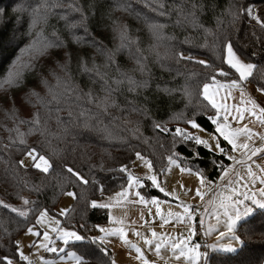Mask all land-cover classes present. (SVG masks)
Instances as JSON below:
<instances>
[{"label":"trees","instance_id":"obj_1","mask_svg":"<svg viewBox=\"0 0 264 264\" xmlns=\"http://www.w3.org/2000/svg\"><path fill=\"white\" fill-rule=\"evenodd\" d=\"M160 3L164 4L163 9ZM53 4L58 6L51 7ZM73 4L83 10L86 27H69L81 21V13L69 7ZM244 6L256 9L264 19V0H202L195 22L187 16L191 0H151V7L142 0H0V84L7 79L20 53L32 43V20L40 14L49 24L46 35L58 39L60 50L65 52L58 55L47 74L27 70L16 81L10 97L2 98L0 200L24 211L19 204L27 195L35 203L26 205L25 210L47 208L56 213L62 197L72 190L76 197L69 209L73 211L67 218L62 217V223L79 229L82 235L94 237L99 231L95 226L109 221V209L92 207L91 202L127 185L128 172L121 169L133 164L135 152L151 160L160 175L165 172L160 170L169 164L167 157L175 153L174 159L182 166L215 180L229 162L226 156L213 152L205 144H196L195 140L185 141L157 130L153 125L158 122L174 133L177 127L190 125L187 121L195 118L208 130L216 128L208 119L214 111L205 107L207 102L199 95L205 69L194 60L181 59L180 53L195 60H207L227 71L228 67L218 58L227 38L241 56L264 68V29L243 13L233 16L236 9ZM161 11L166 14L160 15ZM178 19L183 23L177 24ZM153 24L164 27L157 33ZM197 24H202L203 29ZM120 26L128 38V46L123 49L117 31ZM109 52L116 53L112 63ZM138 57H143L146 71L140 70ZM85 68L107 74L109 83L118 89L112 96L119 107H109L107 111L98 107L105 91L96 72ZM65 77L82 91H65ZM217 79L224 78L217 76ZM117 80L122 83L115 84ZM129 80L139 85L135 91H129L132 87ZM248 81L264 87V81H259L255 72ZM50 87L58 101L49 102ZM87 92H92L94 101L77 98ZM34 93H39V99ZM133 107L146 114L132 111ZM37 112L42 125L52 133L48 136L50 145L44 135L31 131V123H20L31 121ZM85 123L89 127L85 128ZM22 139L26 144L21 143ZM222 143L227 150L225 142ZM31 147L48 157L54 170L43 173L32 166H21L20 157ZM65 165L73 167L89 182H78ZM142 190L146 195L160 194L148 181ZM34 222V212L25 218L10 207H0V256L18 259L13 241ZM236 234L242 243L240 248L235 252L212 251L206 264H264V208L242 219ZM68 247L84 256L87 264L114 262L112 250L101 241H73Z\"/></svg>","mask_w":264,"mask_h":264},{"label":"snow or ice","instance_id":"obj_2","mask_svg":"<svg viewBox=\"0 0 264 264\" xmlns=\"http://www.w3.org/2000/svg\"><path fill=\"white\" fill-rule=\"evenodd\" d=\"M147 6L151 7V0H142ZM202 0H191V7L190 11L188 12L187 16H190L192 20L196 21V14L200 10ZM58 5H51V7H57ZM47 7V5H46ZM70 9L75 12L81 13V21L79 24H71L69 27L75 28V27H86L85 21L86 17L83 14V10L73 4L69 5ZM159 7L161 9L164 8V4L160 3ZM153 11H156L155 8L152 9ZM35 12V10H34ZM181 16H184V11L181 9ZM243 13L245 16L250 18L251 20H254L256 24L261 28L264 29V19L261 18L260 14L257 12L256 9L248 6H244L243 9H236L233 12L234 18L238 15ZM160 15H165L166 13L161 11L159 13ZM62 19H67L66 16H62ZM187 18V17H185ZM35 23V20L33 21ZM183 21L177 20V24H182ZM196 26L203 29L202 24H197ZM164 25L160 24H153L152 28L155 32L159 33L163 29ZM117 31L120 34L121 37V45L120 48H126L128 46V38L126 34V30L120 26L117 28ZM55 36V34H53ZM77 42H81V38H77ZM98 43V42H97ZM49 47H55L59 48L61 47V42L58 39H54V41L49 42L47 44ZM103 47V45H101ZM116 53L109 52L108 59L109 63L114 62ZM179 57L181 59H187V60H194L195 63L203 66L205 69L204 80L202 87L199 89V95L203 97L204 101L207 103L205 104L206 108H211L214 111V115L208 116V119L212 121L213 124L216 125L215 131L219 134L220 137H223L225 141L231 145V148L233 151H239L240 157L237 158L233 155H228V159L230 161H235L237 165L242 166L244 169H246L245 175H241L239 172L235 171V169L232 170L233 179H227L229 177V170L224 169V175L221 177L222 180L226 181V184H233L235 183H241L247 179V177H251L252 179L248 181V183L255 184L256 181H259L261 185H264V166H261L260 164L256 163V160L254 158L258 157L261 153H264V146H254L255 138H258L261 142H264V133L256 132L253 130V128L249 127V123H258L261 126H264V106H261L257 100L247 91V84L246 82L249 80V78H252L254 76V72L258 75L259 81H264V68L258 67L257 64L252 62H245V60L240 58V55L237 53V51L233 47V42L231 40H228L225 38L222 42V45L220 47V54L218 58L221 60L223 65H226L228 67V70L226 71L224 67H216L213 63H210L207 60L204 59H198L195 60L192 56H184L183 53L179 54ZM143 57H138L137 64L140 65L141 71H146L145 66L142 64ZM62 67H64L62 65ZM85 71L96 72V76L100 79L102 82L104 91H105V97L102 100H99L97 102L98 107H101L104 109V111H107L109 107H119L115 103V100L112 96L114 91H117L118 89H114L112 87V84L109 83L108 79L106 78V73L102 74L98 70L95 69H88L85 68ZM233 75H235V78H232ZM217 76L224 78V82L217 79ZM42 82H46L42 79ZM6 83H10V81H7ZM115 84L119 85L122 83V81L117 80L114 82ZM129 83L132 85V87L129 88V91H135L137 85L134 81L129 80ZM59 86V85H58ZM64 86L65 91H82L81 89L76 88L74 85L71 84L70 80L65 77L64 80ZM224 89L223 95L220 96V101L218 102L216 99L217 94L220 92V89ZM210 89L212 91L210 92ZM238 90L239 96L235 97L233 96V91ZM257 92L264 95V87H258ZM50 93V100L52 101H58V96L54 93H52L51 87L49 88ZM34 95L39 99V93H34ZM229 97H231L234 100H237V103L229 105L227 103ZM78 99L84 98L88 99L90 101H94L95 98L93 97L92 92L84 93L83 97H77ZM132 111H141V114H146V111H142L136 107H133L131 109ZM59 109H57V112ZM247 113V117L245 115ZM69 116H71V113H69ZM231 118V119H230ZM247 119V123H244V121ZM57 121L59 122V116L57 115ZM21 124L23 123H31L32 129L31 131L39 132L41 135L45 136L46 142L50 145L51 141L48 140V136L52 135L50 131L42 125L41 117L39 112H37L36 116L31 121H20ZM188 124H190L194 129L200 128V125L197 123V120L195 118L189 119L187 121ZM235 123L238 126L232 127V124ZM154 128L160 131H166L170 132L174 136L180 137L183 140H195L196 144H207V141L202 140L199 135H195L192 132H188L185 129L177 127L174 130V133L172 130L167 129L166 127L162 126L160 123H155ZM84 127L87 128L89 125L87 123L84 124ZM17 133L19 135H23L19 133V130L16 129ZM138 131V129H137ZM241 137H243V141L241 142ZM213 139L216 141V149L221 152L227 154V151L225 148L220 146L219 140L213 136ZM21 143H25L23 139L21 140ZM210 146V145H209ZM55 151V150H54ZM26 158H29L32 161V167L35 169H38L42 171L43 173H49L50 169H53V164L50 162V160L42 154L37 153V149L35 147L27 148L25 152ZM176 154L173 153L172 155H169L167 157L168 161L172 165L177 164V160L174 159V156ZM135 156L138 160L145 163V165L152 169V161L147 159L145 156H143L140 152H135ZM19 164L21 166H25V161L21 159L19 161ZM66 171L73 176L78 182L87 184L89 181L86 180L78 171H74L73 167H68L65 165ZM257 169L258 171H254L253 169ZM122 171L128 172V185L125 187L121 192H118L115 194L116 197V203L119 204L121 201H127L128 203H136V204H142L146 203L145 198L140 194V192H135L134 196L138 197V200H128L129 197V189H132L133 186H139L141 184V180L139 177L134 176L128 167L126 165L122 166ZM167 168L161 169L160 171H167ZM181 171H188L191 172L192 170L190 168H182ZM199 175V173H197ZM149 180H151L153 183L156 184L157 187H159V184L157 182V176L155 174L150 175L148 177ZM201 184L205 183V179L201 177ZM244 187H247V184H243ZM35 187V186H34ZM38 191L39 189L36 188ZM162 192L164 191L163 188L160 189ZM233 192H235V188H233ZM258 192L260 194V199L255 198V194L252 196H249L247 194H242V199H231L229 198L228 203H222L221 207L224 209L223 216H224V224L227 228V232L221 231L220 236L224 237L225 235H228L231 240H239V237L235 235L233 229L236 225V222L239 221L243 216H247L250 212H252V208L245 204L246 200H251L253 204L258 205L260 208H264V187L259 188ZM66 195L75 198L76 193L75 192H67ZM195 195L200 197L201 199L204 198L203 194L201 193L200 188H197L195 190ZM113 197H109V201H112ZM35 202L29 201L27 199L24 200L25 205L34 204ZM152 203H157L155 200L152 201ZM209 203H212V201H209ZM92 207H100V208H109L112 205L109 203H97L96 201L91 202ZM181 206L183 207V215L176 213V214H170L174 215L175 220L179 222H183L184 218L186 217L189 222L192 221V219L198 214L199 206H193L191 204H185L183 201L180 202ZM240 206H243V212H241ZM0 207H3L5 209L11 208L12 212H18V215L27 218L29 215V212H34L35 214V222L27 227L26 234L31 235L35 237L32 241L31 246L33 248L44 249L46 252L56 253V252H64V248L60 247L58 248L56 246V241L60 240L63 241L64 244H68L69 240L74 239L75 241H85V240H92V241H103L105 239V236L108 235H116L123 239V242L131 249H135L136 253L138 254L137 258H143L144 253L141 250L140 247L137 246L136 243H133L130 239L127 238V233L124 230V227H116V228H109V227H101L99 225H96L95 227L99 229V232L104 233L105 236H94V237H88L86 235L80 234L76 230H70L62 225L61 220L56 219L54 216H49V211L47 208L42 210H34L32 208H29L24 211H18L16 207L10 206L6 204L3 200H0ZM73 211V209L64 208L61 209L59 212V216L67 218L70 214V212ZM151 211V210H149ZM217 224L221 223V216L218 214L215 216ZM162 220V226L163 224H167L170 221L167 218L161 217ZM145 223H149V221H144ZM116 224L123 225L124 221L121 219H117L115 221ZM136 222L133 221V224ZM81 228H84V225L80 226ZM135 235L137 238L142 239L144 243L155 252L156 255H160L161 250L165 249L169 251L172 256L175 257L176 260H180L181 257L187 258L189 261L194 262L196 261L199 253L196 252V250L200 247L199 244H194L191 247H189V244L191 243L192 236L194 235L193 231L190 229L188 232V235L185 236L183 233L179 234L178 236L172 237L168 236L163 233H157L156 231H151V238H148L145 236V234L139 230H135ZM5 233L7 234V230L5 229ZM50 233H55V238ZM207 234V233H206ZM15 251L18 255L19 260L22 261H28L29 264H31V261H29V257L25 255V253L22 250L21 247V241L14 240L13 241ZM223 247V246H221ZM229 251H234L233 248H228ZM105 251H107L105 249ZM75 264H87V261L85 260L84 256L77 255L75 253L72 254ZM61 260H64L65 257L61 256ZM0 264H14V259L3 255L0 256ZM43 264H51V262L44 260ZM114 264V262H113Z\"/></svg>","mask_w":264,"mask_h":264},{"label":"rangeland","instance_id":"obj_3","mask_svg":"<svg viewBox=\"0 0 264 264\" xmlns=\"http://www.w3.org/2000/svg\"><path fill=\"white\" fill-rule=\"evenodd\" d=\"M34 20L35 23H33ZM45 21H47V18H45V16L42 14L33 18L31 27L33 36L32 43L28 45L27 50L22 52V54L20 53L18 59L11 67L7 79L0 84V103L2 102L3 97H10L11 90L17 86L16 81L21 78L27 70L35 71L37 75L47 74L48 71L50 72L53 69L58 59V55L63 56L65 54V52L60 50V48L47 46L49 42L54 41V38H50V36L48 37L46 35L49 32V24L45 23ZM54 31L55 30L52 32ZM7 81H10V83H6ZM257 94L264 104V95L260 94L259 92H257ZM191 127L192 126L190 125L179 126V128L185 129L188 132H192L195 135H199L202 140L207 141V144L205 145H207L209 149L217 154L220 153L216 149V141L213 139V136L216 138L219 137V134L215 130H208L202 125H200V128L198 129ZM252 128L256 132L264 133V126H261L258 123L253 122ZM250 143H254V146L257 147L264 146V142H261L258 138H255L254 142ZM220 146L223 147L222 144H220ZM230 155L239 158L240 152L232 151ZM21 159L25 161V166H32V161L29 158H26L25 153L20 157L19 160ZM254 159L256 160V163L264 166V153H261ZM182 168L189 167L181 166L177 160L176 165L169 163L167 167L168 170L163 175H160L154 170L153 167L152 169H149L144 162L138 160L137 158H135L133 164L128 168L134 176L139 177L141 180V184L139 186L134 185L132 189H129L128 198H138L134 196V193L140 192V194L145 198L146 203H142V205L140 204L139 207H132L131 210L126 209V211L116 209V206H114L113 203H110L112 205L109 207L110 220L107 223L102 224L101 227L116 228L123 226L125 232L127 233V238L133 243H136L137 246L141 248L144 253V257L138 259V254L136 253L135 249L129 248L123 242L122 238L116 235L105 236V234L102 233V236H105L103 242L113 252L115 264H193V262L189 261L185 257H181L180 260H176L175 257L165 249L161 250L159 256L156 255L155 252L151 250L142 239L136 237L134 229L140 231V229L143 228L141 232H143L148 238H151V231L153 230L157 233H163L168 236L175 237L181 233L187 236L189 230L191 229L194 235L192 236L189 247L194 244H199L200 246L196 250L199 255L194 264H206L207 257L212 251L219 250L235 252L240 248L242 245L240 238L239 240H231L228 235H225L224 237L220 236L221 231L227 232V228L224 224V209L221 207V204L228 203L229 198L242 199V194H247L249 196H252L253 194L256 195L258 189L262 188L264 185H261L259 181H256L255 184L248 183V181L252 179L251 177H247V179L243 182V184H247V187H244L241 183L235 182L233 184H226V181L221 179V177L224 175V169L229 170V177L227 179H233V169H235V171L239 172L241 175H245L246 173V169L240 165H237L235 161H230L228 165L224 166L221 174L215 180H210L200 172L191 168V172L181 171ZM253 170L258 171L255 168ZM197 173H199V175H197ZM153 174L157 176L156 183L159 184V187H157L155 183L148 179V177ZM201 177L205 179L204 184L200 183ZM145 181H148L153 188L160 192V194L152 195L151 193L147 192L146 193L148 195L144 194L142 187L145 184ZM127 185L125 187H127ZM125 187L111 193L109 196H107V198H115V194L121 192ZM161 188L164 189L163 192L160 190ZM197 188H200L201 193L204 196L203 199L195 195V190ZM233 188H235V192H233ZM71 192L74 191L71 190ZM25 199L29 200V196L26 195L24 200ZM74 199L75 198L65 194L59 202V205L56 209L57 212L52 213L49 211V216H54L56 219H59L62 222V217L58 215L60 210L64 208L69 209L74 202ZM24 200L19 204V206L21 209L25 210L26 205L24 204ZM153 200H155L157 203H152ZM181 201H183L185 204L199 206L198 214L192 219L191 222H189L185 217L183 222L178 223L175 220L174 215H170L176 213L183 215V207L180 204ZM209 201H212V203H209ZM245 204L250 206L253 210L257 206L256 204H253L251 200H246ZM240 208L241 212H243V206H240ZM253 210L250 212L251 214L253 213ZM250 213L248 214L249 216L251 215ZM218 214L221 216V223L219 224H217L215 219V216ZM161 217L167 218L170 222L163 224L162 226ZM117 219L123 220L124 224H116L115 221ZM133 221L136 223L133 224ZM144 221H149V223H145ZM237 223L238 221L236 222V225ZM236 225L233 231L237 236ZM63 226L70 230H76L82 234L81 231L75 227H68L65 225ZM26 231L27 229L19 235L17 240L21 241L22 250L25 255L29 257V261L34 260L37 264H43L44 260L51 262V264H75L72 254L75 253L77 255H81L77 250L68 247V244H64L63 241L60 240L56 241V246L58 248L63 247L64 252L58 251L56 253H51L44 251L42 248L39 250L37 248H33L31 244L36 238L31 235H27ZM50 234L53 236V238H55V233ZM73 241L75 240H69V242ZM228 248H233L235 250L229 251L227 250ZM61 256H64L65 259L61 260ZM26 262L28 261H22L19 260V258L14 260V264H25Z\"/></svg>","mask_w":264,"mask_h":264},{"label":"crops","instance_id":"obj_4","mask_svg":"<svg viewBox=\"0 0 264 264\" xmlns=\"http://www.w3.org/2000/svg\"><path fill=\"white\" fill-rule=\"evenodd\" d=\"M238 53V52H237ZM239 54V53H238ZM240 55V54H239ZM240 58L241 59H243V60H245V62H251V61H249V60H247L246 58H244L243 56H241L240 55ZM253 63V62H252ZM218 80H221L222 82H224V79H218ZM246 84H247V91L257 100V102L261 105V106H264V104H263V102L261 101V99L259 98V96H258V94H257V88L258 87H256L254 84H252V83H250L249 81H247L246 82ZM212 91V89H210V92ZM223 92H224V89H220V92L217 94V96H216V99H217V101L219 102L220 101V96L221 95H223ZM233 96H235V97H238L239 96V92H238V90H234L233 91ZM238 101L237 100H234V99H232L231 97H229V99H228V101H227V103L229 104V105H231V104H234V103H237ZM212 115H214V113L212 114ZM245 115H246V117H247V113H245ZM231 119V118H230ZM248 121H247V119L244 121V123H247ZM252 124L253 123H249V127H251L252 128ZM238 125L237 124H235V123H233L232 124V127H237ZM215 127H216V125H215ZM218 140H219V142H220V144H222L223 145V141L225 142V144H226V146H227V154H226V157L228 158V155L233 151L232 150V148H231V145H229V143L227 142V141H225L224 139H223V137H218L217 138ZM243 141V137H241V142ZM225 145H223V148H225L224 147ZM229 146V147H228ZM234 152V151H233ZM236 152V151H235ZM221 153V152H220ZM229 163H230V160H229ZM169 165V164H168ZM168 165H167V167H168ZM181 165V164H180ZM182 166V165H181ZM184 167V166H183ZM166 172V171H165ZM164 172V173H165ZM264 187V186H263ZM255 198L256 199H260V194H259V192H257L256 193V195H255ZM139 198H135V200H138ZM128 200H134V199H130V198H128ZM94 201H96L98 204L99 203H113L114 204V206H116V209H120V210H123V211H126V209H132V207H139V205L140 204H136V203H128L127 201H121V203H119V204H117L116 203V197L115 198H113V200L112 201H109V198H107V197H104V198H101V199H96V200H94ZM142 205V204H141ZM258 206V205H257ZM255 207L254 208V210H253V212L256 210V209H258V208H260V207ZM109 209V208H108ZM251 214V213H250ZM249 216V215H248ZM247 217V216H246ZM246 217H242V219H245ZM242 219H240L239 221H238V223L242 220ZM109 220H110V211H109ZM238 223H237V225H238ZM102 225V224H101ZM101 225H99V226H101ZM236 225V226H237ZM143 230V228L142 229H140V231H142ZM97 235H100V236H102V233L101 232H99L98 231V233L96 234V236ZM104 245H105V243L103 242V241H101ZM107 246V245H106ZM108 247V246H107ZM109 248V247H108ZM113 253V252H112ZM113 261H114V256H113ZM115 264V263H114Z\"/></svg>","mask_w":264,"mask_h":264},{"label":"built area","instance_id":"obj_5","mask_svg":"<svg viewBox=\"0 0 264 264\" xmlns=\"http://www.w3.org/2000/svg\"><path fill=\"white\" fill-rule=\"evenodd\" d=\"M226 151H227V150H226ZM221 155H222V156H226L225 153H221ZM228 164H229V162H226V163H225V166L228 165ZM25 264H29V262H26ZM31 264H37V263H36L34 260H32V261H31Z\"/></svg>","mask_w":264,"mask_h":264}]
</instances>
